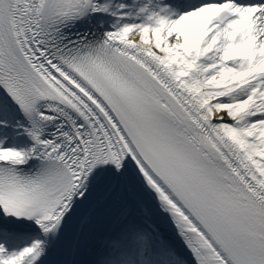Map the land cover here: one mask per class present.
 I'll use <instances>...</instances> for the list:
<instances>
[{"label":"snow or ice","instance_id":"6c2138e0","mask_svg":"<svg viewBox=\"0 0 264 264\" xmlns=\"http://www.w3.org/2000/svg\"><path fill=\"white\" fill-rule=\"evenodd\" d=\"M0 264H264V0H0Z\"/></svg>","mask_w":264,"mask_h":264}]
</instances>
